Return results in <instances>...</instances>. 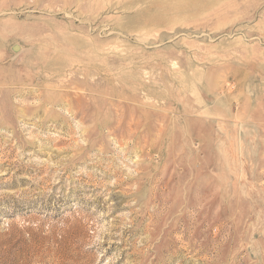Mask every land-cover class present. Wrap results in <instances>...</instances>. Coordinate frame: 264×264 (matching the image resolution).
I'll return each mask as SVG.
<instances>
[{"label":"rangeland","instance_id":"obj_1","mask_svg":"<svg viewBox=\"0 0 264 264\" xmlns=\"http://www.w3.org/2000/svg\"><path fill=\"white\" fill-rule=\"evenodd\" d=\"M0 264H264V0H0Z\"/></svg>","mask_w":264,"mask_h":264},{"label":"water","instance_id":"obj_2","mask_svg":"<svg viewBox=\"0 0 264 264\" xmlns=\"http://www.w3.org/2000/svg\"><path fill=\"white\" fill-rule=\"evenodd\" d=\"M12 48H13L14 51H18L20 49V45L15 44V45H13Z\"/></svg>","mask_w":264,"mask_h":264}]
</instances>
